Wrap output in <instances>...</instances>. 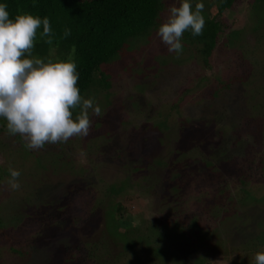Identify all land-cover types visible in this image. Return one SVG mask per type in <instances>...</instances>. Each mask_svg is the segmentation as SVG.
<instances>
[{
  "label": "trees",
  "instance_id": "obj_1",
  "mask_svg": "<svg viewBox=\"0 0 264 264\" xmlns=\"http://www.w3.org/2000/svg\"><path fill=\"white\" fill-rule=\"evenodd\" d=\"M181 2L182 0L179 4ZM190 2L193 10L196 3L204 4L202 15L205 17V26L202 35L193 36L191 30L184 33L181 41L184 45L183 51H191L187 59L199 58L205 66H208V59L217 45L218 47L220 44L225 47L242 46L243 31H230L224 35V32L220 31L222 27H218V21L210 15L212 6L216 7L218 13L230 9L236 0L210 2L209 0H190ZM0 3L7 5L11 19L24 13H31L40 17L41 20L44 17L49 18L54 34L53 44L48 45L45 42L46 38L41 37V25L37 31L32 58L39 57L45 62L48 59L67 60L74 46L73 59L77 64L79 74L77 86L80 88L81 96L85 99L95 98L96 93L103 92L100 99H95L101 108L103 102H109L108 97L112 94L108 91L111 83L106 67L123 58L124 53H132L138 46L146 43L165 7L163 0H0ZM249 19L253 21L250 26L251 32L260 33L258 39L262 40L264 38V34L261 33L264 27V0H251ZM66 27L71 29V35L62 38ZM146 65L149 66V62H146ZM164 67H162L163 70L167 71L169 66ZM243 75L244 73L235 70L217 74L214 76L215 79L202 78L201 89L206 95L203 104L210 110L207 117L212 120L217 114L225 112L221 109V112L215 114L216 107L213 102L223 99L228 92L234 90L236 85L245 86V82L247 79L249 81L250 77L245 78ZM189 90V87H182L181 97L169 106L163 104L162 108L154 113L155 115L152 114L155 110L150 113L144 126L146 131L148 128L149 131L161 133L171 129L172 117L175 114L179 116L176 112L179 111L180 105L177 103L183 101L182 96L190 94ZM131 104L135 103L131 102ZM79 111V108L73 110L74 119ZM90 119L92 126L89 135L99 132L103 138L110 140L106 127L98 123L91 114ZM175 120L180 127L188 126V121L184 118ZM238 124L242 125V122ZM3 132H8L6 121L0 118V133ZM89 135L82 141L78 140L81 137H73L66 143L46 144L42 149L47 148V145L52 147L46 150L48 153L44 154L45 156L41 153L35 154V162L39 165V169L46 168L44 161L47 160L49 165H53V172L57 174L61 171L71 172L72 167L79 165V160L71 159L68 151L73 150L74 147L81 151L85 150L89 166L79 167L83 175L82 179L84 181L87 179L89 182L85 188H90L89 193L96 187L100 188L89 210H86L88 215L104 219L99 236L80 242L81 251L77 253L72 248L76 254L65 250L60 258V264H206L216 259L217 255L229 257L230 264H254L255 259L244 261L246 260L244 257H248L252 251L257 252L259 247L264 248V229H262L264 219H261L262 223L259 227L252 226L258 229L257 234L249 233L252 221L249 215L251 206L254 204L264 208V197L260 198L256 195L257 191L264 190V160L254 161L250 154L242 159L239 158L241 167H238V175L235 176L237 182H233L232 193L229 183L232 175L223 176L222 179L220 175L224 170L223 164L232 163L230 160L233 158L224 156L223 147L216 145L209 148V152L214 150L218 152L216 162L202 157L203 154L196 148H194V154L192 151H185L184 148L176 149L170 152L168 164L164 158L161 160L159 157H146V164L132 166L130 174L123 179L106 183L98 176V166L102 165L103 161L95 157L103 156L102 146L100 143L86 142ZM16 137L20 136L16 135ZM163 139L168 140L166 137ZM21 141L23 147L21 152L18 151L19 157L22 159L33 157L34 153L26 148L22 137ZM72 141L75 146L72 145ZM93 150L96 151L92 153ZM197 153H201V156L196 155ZM122 154L120 152L119 155ZM14 160L16 161L17 158ZM14 164L0 165V189L3 181L10 179L8 169L9 166L15 168ZM198 164L204 165V171L201 173L197 170V172L189 173V169H198ZM123 165L126 166L125 163ZM160 167L170 168L168 169L169 177L162 179L163 182L169 181V184L165 188L166 192L158 195L156 190L162 180L153 174ZM187 167L190 168L187 169ZM256 167L261 170V186H258L257 191L254 192L250 189L251 184L247 177L249 173L253 175V169ZM184 172L188 174L184 175ZM214 172L218 174L214 186L207 190L202 189L201 181L207 180L203 174ZM138 174L139 177L136 179ZM18 182L21 184L20 177ZM191 184L196 191L191 192V186L185 188ZM23 187L21 184L18 190H14L8 202H0V245L8 246L10 254L15 257V264H31L36 254V251L29 249L31 243L26 246L15 245V233L18 228L23 229L35 224L36 228L45 231L57 219L65 216L75 218L74 203L64 200L59 206L44 200L42 191L31 192V190L22 194L25 203L19 206L21 210H27L32 206L31 213L17 211L8 215L11 217L4 216L3 211H6V207L14 208L13 204H16L14 200ZM73 191L71 190L70 193ZM194 192V198L200 199L201 205L199 209L193 210L191 205L196 204V201H190L186 198V194ZM133 194L139 198L151 200L150 206L156 215L149 221L145 222L144 218L136 217L128 208L127 204L131 201ZM202 194L205 196L202 197ZM218 198L222 202H218ZM56 217L58 218L55 220ZM244 227L246 228L243 230ZM38 234L43 236L40 232ZM236 236L238 240L234 244L233 240Z\"/></svg>",
  "mask_w": 264,
  "mask_h": 264
},
{
  "label": "rangeland",
  "instance_id": "obj_2",
  "mask_svg": "<svg viewBox=\"0 0 264 264\" xmlns=\"http://www.w3.org/2000/svg\"><path fill=\"white\" fill-rule=\"evenodd\" d=\"M179 1L163 0L165 7L161 11L156 28L151 32L146 43L138 46L132 53H124L123 58L106 67L111 83V88L108 91L112 94L108 97L109 102L102 103L104 114L99 117L93 115V117L106 127L111 139L106 140V137L103 138L101 133L94 132L89 135V138H86V142L100 143L102 146L103 156L95 157H99L103 161L102 165L98 166V176L106 183L123 179L124 176L130 174L132 166L146 164V157H159L161 160L164 158L168 164L170 152L176 149L184 148L185 151H192L194 154V148H196L203 155L205 154L202 157L216 162L218 152L216 150L209 152V148L213 145L221 146L225 150L224 156L233 158L230 160L232 163L223 164L224 170L220 175L221 179L223 176L230 177L232 175L229 179L232 193L234 191L233 182H237L238 167H241L239 158L242 159L250 154L254 161L264 160V91H262V86H264V38L259 40L260 33L255 34L250 30L253 22L249 19L251 0H236L230 9L218 13L216 7L212 6L210 15L218 21V27H222L220 31L224 32V35L230 31H243L244 39L241 47L238 45L225 47L222 44L218 47L217 45L212 56L208 59V66H205L199 58L187 59L191 51H183L177 57L174 52H168L167 46L157 33L159 26L167 19L170 8L178 6ZM261 33L264 34V27L261 29ZM146 62H149V66L146 65ZM167 66H169L168 70H163L162 67L167 68ZM235 70L244 73L243 77L248 78L249 76L250 79L249 81L247 79L245 86L236 85L234 90L228 92L223 99L213 102L216 107L215 114L221 112V109H224L225 112L217 114L211 120L207 117L210 110L203 104L206 95L201 89L202 78L215 79L214 76L217 74L221 75ZM182 87H189L190 94L182 96L183 101L177 103L180 105L179 111L176 112L179 113V116L175 114L172 117L171 129L161 133L149 131L148 128L146 131L144 126L148 115L154 110L152 114L155 115L154 113L162 108L163 104L169 106L174 100L181 97ZM102 93H96L95 99H100ZM131 102L135 104L132 105ZM180 117L188 121V126L180 127L178 121L175 120ZM238 122H242L243 126ZM164 137L168 140L163 139ZM82 139L84 137L78 138L79 141ZM22 144L21 137L9 135L8 132L0 133V165L7 166L15 163L14 169L20 171L21 184L24 186L22 190H19L20 193L14 200L16 202L13 204L14 208L6 207V213L3 211V215L7 217L17 211L31 213L32 206L27 210H21L19 207L25 203L22 194L29 190L31 192L42 191L44 200L59 206L63 204L64 200H69L71 204L74 203V219L65 216L58 220L56 217L57 222H53L52 226L46 228L45 231L32 224L23 229L18 228L15 233V245L26 246L28 243L33 245L29 249L36 251V254L31 264H60V258L65 250L76 254L77 251H81L80 246L84 240L99 236L104 219L88 215L86 210H89V206L97 197L100 188L96 187L90 193V188H85L89 182L87 179L85 181L82 179L83 175L79 171V167L89 166L85 150L81 151L74 147L73 150L68 151L71 159L79 160V165L76 164L72 167L71 172L61 171L55 174L53 165H49L47 160L44 161L47 166L43 169H39V165L35 162V154L48 153L46 150H49L52 145H47V148L42 150H30L34 156L22 159L18 154V151L22 150ZM72 145L75 146L73 141ZM95 151L93 150L92 153ZM120 152L123 154L119 155ZM201 153L196 155L201 156ZM15 158H17L16 161ZM124 163L126 166L123 165ZM189 168L187 167V169ZM168 169L170 168H157L153 175L159 176L161 180L166 179L169 177ZM189 170V173L197 172V170L202 173L204 165L198 164V169ZM260 171V168L256 167L253 169V175L249 173L247 177L252 185H250V189L254 192L257 191L258 186H261ZM183 174L188 173L184 172ZM203 175L207 177L208 181L202 180L201 188L207 190L214 186L218 174L216 175L214 172ZM137 177L139 174L136 179ZM168 184L169 181L163 182V180L159 183L156 190L158 195L166 192L165 188ZM190 186L192 188L194 185L191 184L185 188ZM71 190L74 191L70 193ZM194 190L195 188H192L191 192ZM13 191L10 189L8 180H4L0 189V202H8ZM256 195L260 198L264 197V190L257 191ZM194 196L195 192L186 194V198L190 201H196V204L191 205L193 210L194 208L199 209V205H201V200ZM218 202H222V200L218 198ZM30 203L32 202L30 201ZM150 204V199L139 198L133 194L127 206L136 217L144 218V221L147 222L156 215ZM260 207L253 204L250 208L249 215L252 218L250 235L258 233V229L252 226L259 227V224L262 223L261 219H264V208ZM234 224L236 223L234 222ZM237 240L236 236L233 243L235 244ZM72 248L76 250V253ZM261 251H264V248L259 247L257 252ZM257 252H250L248 257H244L246 259L244 261H253ZM15 263V257L10 254L8 246L0 245V264ZM206 264H230V258L225 255H217L216 259L208 261Z\"/></svg>",
  "mask_w": 264,
  "mask_h": 264
},
{
  "label": "clouds",
  "instance_id": "obj_3",
  "mask_svg": "<svg viewBox=\"0 0 264 264\" xmlns=\"http://www.w3.org/2000/svg\"><path fill=\"white\" fill-rule=\"evenodd\" d=\"M203 3L193 5L182 0L170 8L167 19L159 26L157 35L169 53L182 54V37L191 30L202 35L205 17ZM53 44L50 20L31 13L10 18L7 5L0 3V118L6 121L9 135H19L29 150L42 149L46 144L66 143L73 137H86L92 126L90 114H104L95 98H83L77 86L79 74L73 59L75 47L67 60L32 58L37 31ZM71 35L65 28L63 37ZM27 54V55H26ZM79 108L76 118L73 110ZM11 190H18L20 171L9 166ZM255 264H264V251L257 252Z\"/></svg>",
  "mask_w": 264,
  "mask_h": 264
}]
</instances>
